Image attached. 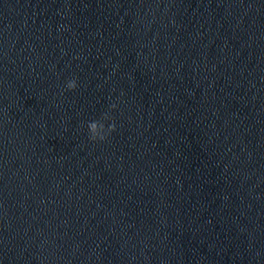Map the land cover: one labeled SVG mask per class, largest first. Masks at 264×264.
Returning a JSON list of instances; mask_svg holds the SVG:
<instances>
[{"label": "water", "instance_id": "obj_1", "mask_svg": "<svg viewBox=\"0 0 264 264\" xmlns=\"http://www.w3.org/2000/svg\"><path fill=\"white\" fill-rule=\"evenodd\" d=\"M0 264H264V0H0Z\"/></svg>", "mask_w": 264, "mask_h": 264}, {"label": "clouds", "instance_id": "obj_2", "mask_svg": "<svg viewBox=\"0 0 264 264\" xmlns=\"http://www.w3.org/2000/svg\"><path fill=\"white\" fill-rule=\"evenodd\" d=\"M78 78H72L66 82L62 91H75L78 88ZM118 107L116 103H112L107 111L101 114L99 119L87 122L88 139L92 143L107 142L112 133L117 131L116 119L111 112Z\"/></svg>", "mask_w": 264, "mask_h": 264}]
</instances>
